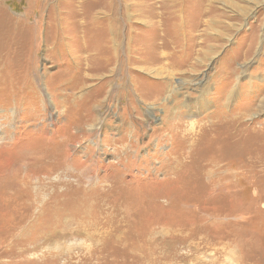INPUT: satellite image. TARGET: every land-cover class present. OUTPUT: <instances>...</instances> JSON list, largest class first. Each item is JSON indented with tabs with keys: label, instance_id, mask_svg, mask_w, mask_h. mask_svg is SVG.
Instances as JSON below:
<instances>
[{
	"label": "rangeland",
	"instance_id": "1",
	"mask_svg": "<svg viewBox=\"0 0 264 264\" xmlns=\"http://www.w3.org/2000/svg\"><path fill=\"white\" fill-rule=\"evenodd\" d=\"M0 169V264H264V0H0Z\"/></svg>",
	"mask_w": 264,
	"mask_h": 264
},
{
	"label": "bare ground",
	"instance_id": "2",
	"mask_svg": "<svg viewBox=\"0 0 264 264\" xmlns=\"http://www.w3.org/2000/svg\"><path fill=\"white\" fill-rule=\"evenodd\" d=\"M224 123H226V122H224ZM227 130V129H226ZM235 130V129H234ZM234 137V136H233ZM234 143H236V142H234ZM24 153H27V151H24ZM31 155V154H30ZM29 155V156H30ZM32 156V155H31ZM25 159V158H24ZM9 160V159H8ZM12 160V159H11ZM15 161V160H14ZM13 161V162H14ZM8 162V161H7ZM11 162V161H10ZM16 163V162H15ZM9 165H10V163H8V167L6 166V165H3V166H1V167H3V168H9ZM14 165V164H13ZM24 165V164H23ZM26 165V164H25ZM14 167V166H13ZM3 168H1V169H3ZM19 168V167H18ZM0 169V170H1ZM10 169V168H9ZM12 169V168H11ZM17 169V168H16ZM25 171V170H24ZM10 177H14L15 175H18V174H14V173H16L15 172V170H7V171H5ZM20 172V171H19ZM21 173H22V171H21ZM7 174H6V176H7ZM20 175V174H19ZM22 175V174H21ZM20 175V176H21ZM3 176H1V178H2ZM12 177V178H13ZM17 177V176H16ZM19 177V176H18ZM8 178V177H7ZM17 179V178H16ZM1 181V180H0ZM6 181H7V179H6ZM11 181V180H10ZM19 181V180H18ZM22 181H24V184H25V181H26V179H22ZM12 183H11V185L10 186H8V187H6V188H12L11 190H10V192H9V194H8V196H6V197H9L10 199H11V202L13 203V198L15 199V194H16V192L18 191L17 189H20V187H19V185H18V183H17V185H15V183L13 182V181H11ZM28 182V181H27ZM1 183V182H0ZM2 185L3 184H7V183H4L3 182V180H2V183H1ZM12 185H15L14 187L12 186ZM4 188V187H3ZM30 188V187H29ZM4 190H6V189H4ZM22 190V189H21ZM7 191V190H6ZM13 191H14V193H13ZM0 193H1V191H0ZM6 193V192H5ZM21 193V192H20ZM19 193V194H20ZM23 194H25V193H23ZM26 195H27V193H26ZM39 195V194H38ZM19 196V195H18ZM32 196V195H31ZM5 197V198H6ZM2 198V197H1ZM29 199V198H28ZM34 199V198H33ZM6 201V200H5ZM2 202V201H1ZM11 203V206H10V210H9V212H7L5 215H3V217L5 218V223H8L9 222V220H10V218H9V216H10V214L14 211V207L12 206L13 204ZM2 204V203H1ZM9 204V203H8ZM9 208V207H8ZM2 210V209H1ZM1 213V212H0ZM12 215H13V213H12ZM12 217V216H11ZM8 230L10 231V230H13V228H8Z\"/></svg>",
	"mask_w": 264,
	"mask_h": 264
}]
</instances>
